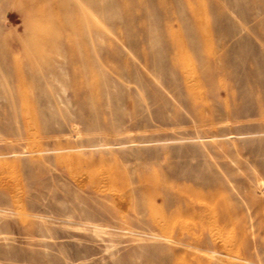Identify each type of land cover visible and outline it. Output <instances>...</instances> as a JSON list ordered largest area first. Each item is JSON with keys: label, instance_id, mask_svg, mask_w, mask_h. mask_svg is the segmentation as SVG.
Instances as JSON below:
<instances>
[{"label": "rangeland", "instance_id": "rangeland-1", "mask_svg": "<svg viewBox=\"0 0 264 264\" xmlns=\"http://www.w3.org/2000/svg\"><path fill=\"white\" fill-rule=\"evenodd\" d=\"M0 264H264V0H0Z\"/></svg>", "mask_w": 264, "mask_h": 264}, {"label": "bare ground", "instance_id": "bare-ground-1", "mask_svg": "<svg viewBox=\"0 0 264 264\" xmlns=\"http://www.w3.org/2000/svg\"><path fill=\"white\" fill-rule=\"evenodd\" d=\"M178 221H179V220H178ZM154 223H155V222H154ZM156 223H157V222H156ZM162 223H163V222H162ZM164 223H165V222H164ZM172 223H175V222L172 221ZM177 223H178V222H177ZM182 223H183V222H182ZM184 223H185V222H184ZM166 224H167V223H166ZM169 224H170V222H169ZM173 225H174V224H173ZM173 225H172V226H173ZM157 226H158V224H157ZM175 226H176V225H175ZM179 226H180V225H179ZM160 228H161V230L163 231V228H162V227H160ZM169 229H170V228H168V230H169ZM174 229H175V228H174ZM180 229H181V228H180ZM182 229L184 230L185 228L182 227ZM170 230H171V229H170ZM178 230H179V229H178ZM183 230H182V231H183ZM185 230H186V229H185ZM189 244H190V242H189ZM215 247H216V246H215ZM180 252H181V251H180Z\"/></svg>", "mask_w": 264, "mask_h": 264}]
</instances>
